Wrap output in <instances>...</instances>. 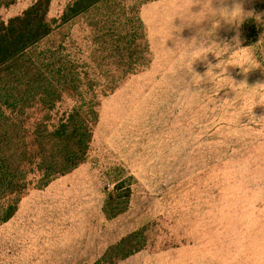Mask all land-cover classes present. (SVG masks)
Returning <instances> with one entry per match:
<instances>
[{
    "label": "rangeland",
    "instance_id": "374dc122",
    "mask_svg": "<svg viewBox=\"0 0 264 264\" xmlns=\"http://www.w3.org/2000/svg\"><path fill=\"white\" fill-rule=\"evenodd\" d=\"M37 1L6 0L0 15ZM70 3L50 0L52 32L25 58L53 86L54 103L37 100L19 120L37 150L75 110L97 121L71 171L58 163L43 179L34 166L42 155L29 153L22 224L58 206L76 213L70 223L88 238L42 231L51 234L45 249L65 238L46 254L59 264L80 245L104 248L95 264H264V0L244 4L254 14L239 46L209 45L202 0H104L63 23ZM217 31L221 40L235 34L223 21ZM195 33L192 45L183 41Z\"/></svg>",
    "mask_w": 264,
    "mask_h": 264
},
{
    "label": "trees",
    "instance_id": "16d2710c",
    "mask_svg": "<svg viewBox=\"0 0 264 264\" xmlns=\"http://www.w3.org/2000/svg\"><path fill=\"white\" fill-rule=\"evenodd\" d=\"M5 1L0 0V6ZM102 1L75 0L73 3L70 0L61 20L68 23ZM49 6L50 0H39L21 15L9 20L0 15V209L7 212L0 222L13 217L26 191L24 166L33 163L29 153L33 156L42 155L34 166L43 171V179L52 177L50 171L59 173L56 171L59 164L63 165L64 173L71 171L84 161L92 139L94 125L88 122L92 117L95 123L97 121L94 111L88 119H83L85 116L75 110L66 122L44 136L43 141L34 143L38 150L35 147L28 148L24 141L25 130L22 120H19V113L37 100L44 105L54 103L56 95L50 82L40 78L39 66L25 60L52 32L48 21ZM69 85L65 83V87ZM35 151L38 152L33 154ZM47 184L48 180L44 185Z\"/></svg>",
    "mask_w": 264,
    "mask_h": 264
},
{
    "label": "crops",
    "instance_id": "0c3cea01",
    "mask_svg": "<svg viewBox=\"0 0 264 264\" xmlns=\"http://www.w3.org/2000/svg\"><path fill=\"white\" fill-rule=\"evenodd\" d=\"M66 208L67 207L58 206V208L55 209L57 212H51L50 218H44L42 214V218L40 216V219L34 225L22 224L19 218L20 216H18L21 212L19 209L17 212L18 214H15L17 215L16 218L14 217L16 222L13 223L12 221L14 219H12L9 222L7 221L8 223L5 222L1 228L3 231L0 232V234L3 232L6 233L0 235V264H59L60 262H58V260L46 254H54L58 243L71 235L76 238H88V234L85 232L82 223L77 225L70 223V221L75 218L76 213H72V211L65 212ZM51 225L58 227H55V232L59 229L64 230L65 228H67L69 232L64 234L66 235L65 238L52 237L54 244L51 248L45 249L44 247L47 245L51 234L47 235L46 233H42V231L53 230V228L50 229ZM44 234L47 235V237H43ZM40 247L42 248V252L39 251ZM87 247L88 246L83 247V245H80L76 248H68L67 252L69 253V258L67 264L97 263L100 260H97V258L104 248H102V250L90 251ZM60 251L61 253L65 252L64 248H61ZM129 257L130 258L126 261L130 260L134 262L137 259L134 253L130 254ZM153 263L154 262L150 264Z\"/></svg>",
    "mask_w": 264,
    "mask_h": 264
},
{
    "label": "clouds",
    "instance_id": "9594fccd",
    "mask_svg": "<svg viewBox=\"0 0 264 264\" xmlns=\"http://www.w3.org/2000/svg\"><path fill=\"white\" fill-rule=\"evenodd\" d=\"M253 2L254 0H202L200 14L212 17V23L203 29V35L209 39V45L239 46L243 38L240 25L246 17L254 14V9L245 12L244 4H252ZM259 16H264V12L259 13ZM221 21L225 23L227 31L235 33L230 40L227 38L221 40L218 35L217 30L220 27ZM177 29L179 33L182 30V28ZM197 38L198 36L195 33L192 37L187 40L183 39V41L192 45Z\"/></svg>",
    "mask_w": 264,
    "mask_h": 264
}]
</instances>
